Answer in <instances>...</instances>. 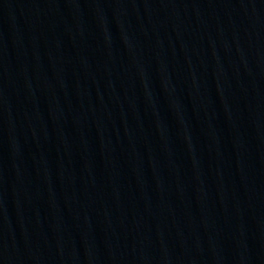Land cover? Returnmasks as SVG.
Wrapping results in <instances>:
<instances>
[{"label": "water", "instance_id": "95a60500", "mask_svg": "<svg viewBox=\"0 0 264 264\" xmlns=\"http://www.w3.org/2000/svg\"><path fill=\"white\" fill-rule=\"evenodd\" d=\"M0 264H264V0H0Z\"/></svg>", "mask_w": 264, "mask_h": 264}]
</instances>
